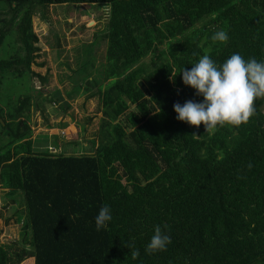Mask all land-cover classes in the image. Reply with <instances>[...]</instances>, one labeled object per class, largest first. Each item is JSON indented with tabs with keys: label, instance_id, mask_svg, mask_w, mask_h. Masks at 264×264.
I'll use <instances>...</instances> for the list:
<instances>
[{
	"label": "trees",
	"instance_id": "1",
	"mask_svg": "<svg viewBox=\"0 0 264 264\" xmlns=\"http://www.w3.org/2000/svg\"><path fill=\"white\" fill-rule=\"evenodd\" d=\"M3 1L15 5L0 44L16 33L22 53L0 60V89L13 81L27 91L0 106V184L14 212L23 203L26 220L19 245L0 244V264L29 257L33 264H264V97L246 123L212 132L173 111L202 100L179 73L201 56L218 64L234 53L264 60V0ZM83 3L109 8L104 68L94 78L85 68L91 77L73 87L100 100L95 150L67 155L54 141L53 151H37L32 15L40 6ZM219 30L226 43L212 41ZM147 56L151 66L141 62ZM104 205L113 218L97 231ZM156 226L171 243L146 253Z\"/></svg>",
	"mask_w": 264,
	"mask_h": 264
},
{
	"label": "rangeland",
	"instance_id": "2",
	"mask_svg": "<svg viewBox=\"0 0 264 264\" xmlns=\"http://www.w3.org/2000/svg\"><path fill=\"white\" fill-rule=\"evenodd\" d=\"M14 5L0 1V28L5 21H10ZM40 7L32 15L38 51L31 69L41 75L31 76L29 86L33 96L29 119L34 148L43 151L50 146L53 151L52 144L56 141L59 145L57 152L67 155L92 154L95 150L92 141L98 139L102 119L100 100L97 95L87 97L86 93L76 96L73 87L83 85L91 77L89 72L94 78L104 68L107 47L104 35L109 8L87 3L55 4L45 9ZM16 37V33L4 37L0 44V60L17 52L22 53ZM86 45H90L89 51L84 50ZM88 59L91 62L87 63ZM141 62L151 66L150 56ZM18 86V83L9 81L1 87L0 106L15 101L16 95L27 91L19 90ZM27 93L30 94V91ZM47 95L51 96L50 100H47ZM6 191L0 184V244L19 245L26 220L25 208L22 202L18 205L15 203L14 207H18V210L14 212ZM29 235L30 232L27 237ZM21 264H33V258L29 257Z\"/></svg>",
	"mask_w": 264,
	"mask_h": 264
},
{
	"label": "clouds",
	"instance_id": "3",
	"mask_svg": "<svg viewBox=\"0 0 264 264\" xmlns=\"http://www.w3.org/2000/svg\"><path fill=\"white\" fill-rule=\"evenodd\" d=\"M228 34L224 30L214 32L212 41L226 43ZM185 86L195 90L202 97L200 102L188 100L182 105L175 103L173 111L176 119L190 126L214 131L217 126H240L255 114L254 101L264 97V60L245 59L234 53L223 63H217L209 55H203L190 69L180 72ZM110 206H102L94 218L97 231L107 228L112 220ZM171 243V237L160 226L154 228L146 253L163 251ZM133 259L140 256L139 250L131 253Z\"/></svg>",
	"mask_w": 264,
	"mask_h": 264
}]
</instances>
